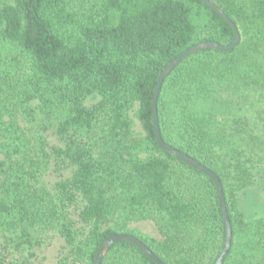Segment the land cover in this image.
<instances>
[{"label": "trees", "instance_id": "trees-1", "mask_svg": "<svg viewBox=\"0 0 264 264\" xmlns=\"http://www.w3.org/2000/svg\"><path fill=\"white\" fill-rule=\"evenodd\" d=\"M209 1L240 42L195 53L166 77L160 135L222 185L232 229L223 264H264V219L241 208L254 182L245 149L264 142V0ZM232 40L200 0H0V237L19 250L55 231L60 264H94L113 234L164 264H214L225 242L216 187L159 148L151 105L173 59ZM145 221L159 240L132 226ZM0 264H19L7 241ZM101 264L154 263L121 241Z\"/></svg>", "mask_w": 264, "mask_h": 264}, {"label": "water", "instance_id": "water-1", "mask_svg": "<svg viewBox=\"0 0 264 264\" xmlns=\"http://www.w3.org/2000/svg\"><path fill=\"white\" fill-rule=\"evenodd\" d=\"M201 3L206 5L209 9H211L216 15H218L232 30L233 32V40L230 45L222 46L217 43L213 42H204L199 43L190 49L183 52L181 55L173 59L159 74L157 79V84L155 87L154 95L152 98V119H153V131L155 140L162 151H165L170 156L174 157L175 159L181 161L182 163L186 164L187 166L191 167L192 169L202 173L206 177L212 180L216 187L217 196H218V203L220 206V211L224 223V230H225V242L224 248L220 255L218 256L217 260L214 264H223L226 256L229 253L231 247V239H232V229L230 225V221L228 218V213L225 205L224 193L222 185L218 179V177L210 170L202 166L200 163L196 162L189 156L181 153L180 151L174 149L173 147L165 144L161 138L159 125H158V116H157V99L161 90V86L166 79L170 75L172 71L186 58L198 53L200 51L205 50H217L223 53H229L233 51V49L239 44L240 42V34L237 30V27L234 23L223 13V11L218 8L213 2L209 0H200ZM128 242L135 246L143 255H145L149 260H151L154 264H164L160 259L150 251L140 240L137 238L130 236V235H116L113 234L110 237L106 238L101 247L99 248L97 255L94 260V264H101L103 258L105 257L106 253L108 252L109 248L117 242Z\"/></svg>", "mask_w": 264, "mask_h": 264}, {"label": "rangeland", "instance_id": "rangeland-1", "mask_svg": "<svg viewBox=\"0 0 264 264\" xmlns=\"http://www.w3.org/2000/svg\"><path fill=\"white\" fill-rule=\"evenodd\" d=\"M137 107L131 113V118ZM135 122V130L140 132V127L137 121ZM22 128L27 129V125L19 120ZM262 133V132H261ZM261 133L258 135L260 136ZM245 158H252L253 165V183L246 190L241 208L246 213L248 219H264V142L260 149L251 150V147L245 149ZM49 183L55 180L54 176H48L46 179ZM77 209L70 211L71 217L77 221ZM133 227L137 228L149 237L160 239V235L150 221L133 223ZM3 241L8 243V251L14 254L15 259L19 264H60L59 259L61 256V249L64 241L59 237L55 231H47L44 233L36 234L32 240L31 247L23 246L19 250L12 249V243L6 238L5 240L0 237V244Z\"/></svg>", "mask_w": 264, "mask_h": 264}]
</instances>
